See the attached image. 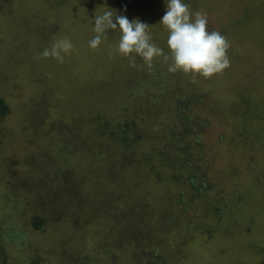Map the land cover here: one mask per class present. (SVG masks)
<instances>
[{
	"label": "rangeland",
	"instance_id": "1",
	"mask_svg": "<svg viewBox=\"0 0 264 264\" xmlns=\"http://www.w3.org/2000/svg\"><path fill=\"white\" fill-rule=\"evenodd\" d=\"M11 1L16 8L5 18L9 0L0 2V69L13 68L17 73H0V92L10 89L11 97L0 128V151L4 152L0 158L16 155L36 168L63 141V147L84 151L80 155L84 166L93 164L92 152L96 151L90 146L94 140L88 132L107 108L104 100L111 97L114 104L121 105L118 116L136 124L137 134L145 135L143 149L167 150L161 160L170 165L169 169L164 165L143 167L140 176H130L127 195L114 189L112 203L120 204L116 218L126 204L135 206L140 198L144 202L146 195L145 203L152 200L156 211L168 204L174 210L173 240L165 237V243L156 244L165 245L168 251L181 244V253L193 255L184 264H264V0H184L191 12L205 13L207 30L218 31L230 45V66L220 74L195 80L179 71L169 73L161 58L154 59L151 68L138 56L130 61L116 51L118 32L109 31L95 50L88 46L95 35L94 16L108 8L151 27L153 41L167 53L168 33L158 24L166 11L165 0ZM34 10L37 14L31 15ZM63 38L73 44L63 62L40 57L44 48ZM13 43L23 50L15 63L10 60V54L15 57ZM171 105L179 118L166 117ZM182 119L198 123L195 134L187 137L191 174L181 171L174 149H165L170 147L166 140L170 131L180 133ZM155 126L161 129L154 130ZM75 131H81L80 136L73 138ZM65 132L69 136L63 139ZM88 138L92 140L87 142ZM83 161L75 163L82 166ZM194 172L196 186L202 185V190L189 198L188 175ZM94 213L86 215L93 219ZM105 220L97 224L100 228L87 233L72 235L64 229L60 236L67 239L66 249L71 252L73 245L74 251L91 256L90 263L110 264L101 250L96 251L100 247L109 249L108 253L112 250V232L104 231ZM116 250L124 260L119 258L121 264H133L129 247L123 244Z\"/></svg>",
	"mask_w": 264,
	"mask_h": 264
},
{
	"label": "trees",
	"instance_id": "2",
	"mask_svg": "<svg viewBox=\"0 0 264 264\" xmlns=\"http://www.w3.org/2000/svg\"><path fill=\"white\" fill-rule=\"evenodd\" d=\"M6 5L8 7L2 9L5 13L3 18L7 16L6 14L14 13L16 8L11 0ZM34 14H37L36 10L31 15ZM13 44L15 57L10 54V60L15 63L19 58L17 56H21L23 50L20 44L17 47L15 45L17 43ZM0 73L3 75L17 71L11 68L4 72L0 69ZM130 88L131 86H128V89ZM174 88L181 90V87ZM9 93L10 89L5 93L0 92V128L9 112L11 98ZM108 99L104 100L107 108L97 115L94 126L91 125L93 130L88 132L94 140L89 144L96 151H89L92 152L93 164L84 166L86 164L83 161L84 156H80L84 151L63 147V141L56 143L58 149L56 146L52 147V154L42 161L45 164L38 163L36 168L26 165L28 161L21 160L16 155L7 160L0 158V264H46L50 257L51 263L54 264H92L91 256L80 253L79 250L74 251L73 245L71 252L66 249L67 239L60 235L64 229L71 230L69 234L73 235L76 234L74 232L87 233L92 228H100L97 224L104 218H106L104 231L106 230L108 234L112 232L110 237L112 250L108 253L109 249L100 247L96 251L101 250L100 254L110 264H121L119 258H122L116 254V249L123 247V244L126 248L129 247L133 264H171L175 260L184 264V261L193 257V255L188 257L185 252L181 253V244L180 246L175 244V247L172 246L174 249L169 251L165 245L156 244L165 243V237H171L170 240H173L172 229H175L176 225L173 223L176 222L174 210H169V204L165 209L156 211V205L152 200L148 201L150 204L145 203L147 196L144 195V202L140 198L136 199L135 206L129 207L130 204H126V209L117 213L119 216L116 218L115 210L120 204H115L117 207L114 208L113 192L116 193V189H121L122 193L126 192L127 195L129 187L126 186H129L130 176H140L141 170L146 167L158 168L164 165L161 158L167 150L143 149L145 135L137 134L134 128L136 124L118 116L121 105L114 104L111 97ZM183 103L187 105L189 100ZM171 109L172 105L168 107L166 117L179 118L177 114L174 115L173 109L171 113ZM156 113L155 111L154 114ZM189 122L190 119H182L179 125L182 127L180 133L176 130L170 131V135L166 138L170 147H165V149H174L173 157H178L176 160L179 161L181 171L185 172L188 171L187 163L190 158V139L187 140V137L195 134L198 126V123ZM86 123L88 121L85 119ZM30 127H35L32 122ZM159 129L161 128L154 127V130ZM79 132L75 131V134H72L73 138L80 136ZM68 136L69 132H65L63 139ZM92 139L88 138L86 141L90 142ZM2 153L4 152L0 151V155ZM52 159L54 160L51 161ZM81 160L84 162L82 166L75 163ZM188 172L192 173L191 170ZM196 176V172L191 176L188 175L190 192L187 197L190 196L189 198L198 196L202 190V185L196 186ZM85 184H90L89 189L85 188ZM140 205L143 207L139 208ZM89 211H94L96 217L88 218L86 214ZM215 213L220 218L219 211L216 210ZM52 236L53 238L50 239ZM202 237L207 241V237ZM186 248L190 252V243ZM194 251L199 252L196 248ZM38 252L40 256L37 255ZM98 257L99 255L95 261Z\"/></svg>",
	"mask_w": 264,
	"mask_h": 264
},
{
	"label": "clouds",
	"instance_id": "3",
	"mask_svg": "<svg viewBox=\"0 0 264 264\" xmlns=\"http://www.w3.org/2000/svg\"><path fill=\"white\" fill-rule=\"evenodd\" d=\"M165 7L158 24L168 33L167 53L153 41L151 27L139 19L129 21L125 15L108 8L94 16L95 35L88 46L95 50L107 39L109 31L118 32L116 51L119 54L133 62L138 56L148 68L153 66L154 59L161 58L168 65L169 73L190 74L193 80L197 76L210 78L230 66L227 54L230 45L218 31L207 30L205 13L191 12L184 0H165ZM72 49L71 41L63 38L53 42L50 48H44L39 55L63 62Z\"/></svg>",
	"mask_w": 264,
	"mask_h": 264
}]
</instances>
